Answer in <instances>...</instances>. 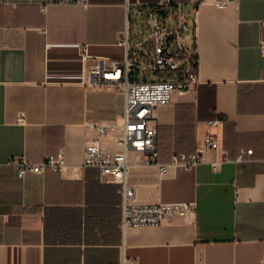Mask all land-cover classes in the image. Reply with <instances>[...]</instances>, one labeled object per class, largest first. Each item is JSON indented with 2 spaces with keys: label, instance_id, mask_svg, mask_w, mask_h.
Returning <instances> with one entry per match:
<instances>
[{
  "label": "crops",
  "instance_id": "obj_1",
  "mask_svg": "<svg viewBox=\"0 0 264 264\" xmlns=\"http://www.w3.org/2000/svg\"><path fill=\"white\" fill-rule=\"evenodd\" d=\"M44 1L0 6V264H261L264 0L186 6L195 21L201 84L154 110L159 165L129 152L128 182L137 205L194 203L195 210L125 232L118 186L101 183L84 160L91 126L122 124L124 96L109 85L91 86L89 73L101 58H123L127 3L135 0H87L86 7L43 13ZM216 116L224 118L222 149L232 160L251 149L252 162L243 169L227 163L219 173L208 164L171 165L173 155L196 152ZM103 146L121 152L112 138ZM60 150L62 172L22 181L8 166L13 157L39 163ZM161 165H170L166 173Z\"/></svg>",
  "mask_w": 264,
  "mask_h": 264
},
{
  "label": "built area",
  "instance_id": "obj_2",
  "mask_svg": "<svg viewBox=\"0 0 264 264\" xmlns=\"http://www.w3.org/2000/svg\"><path fill=\"white\" fill-rule=\"evenodd\" d=\"M240 0H214L213 5L224 9ZM206 0H158L142 3L128 1V17L134 16L136 24L127 21L124 37L119 45L124 48L123 58H101L89 73V84L95 87L111 86L124 96L122 124L91 126L92 133L85 142L84 167L98 171L103 184L118 186L121 196L120 230L129 228L159 227L175 218L188 216L195 210L194 203L135 204V190L128 182V153H144L149 162L158 163V124L154 110L170 105L175 94L184 95L200 86L199 53L196 44L195 21L189 17L187 5L195 10ZM16 6L11 0H0V6ZM53 6L86 7L87 0H45L40 5L47 13ZM83 60L90 59L87 46L82 49ZM224 118L216 116L206 122L207 134L201 146L192 155L175 154L171 165L191 170L201 164L211 166L219 173L227 163H235L241 169L252 162L254 151L242 149L232 160L222 149L220 129ZM112 138L121 148L119 154L110 153L103 141ZM17 177L24 181L31 176H43L47 170L62 172L66 166V154L46 155L39 163L23 156L8 161ZM170 165H161L166 173ZM264 264V258L261 261Z\"/></svg>",
  "mask_w": 264,
  "mask_h": 264
},
{
  "label": "rangeland",
  "instance_id": "obj_3",
  "mask_svg": "<svg viewBox=\"0 0 264 264\" xmlns=\"http://www.w3.org/2000/svg\"><path fill=\"white\" fill-rule=\"evenodd\" d=\"M129 23L131 25L132 28H134L135 24H136V18H134V16H130L129 17ZM126 26V25H125ZM125 30V28L123 29V31ZM122 34V33H121ZM114 53H116L115 55H121V53L119 52V49H115Z\"/></svg>",
  "mask_w": 264,
  "mask_h": 264
}]
</instances>
